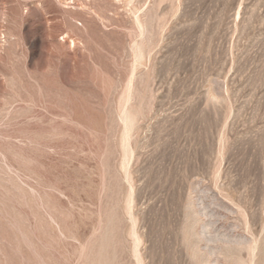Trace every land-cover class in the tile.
<instances>
[{
  "label": "rangeland",
  "instance_id": "1",
  "mask_svg": "<svg viewBox=\"0 0 264 264\" xmlns=\"http://www.w3.org/2000/svg\"><path fill=\"white\" fill-rule=\"evenodd\" d=\"M0 264H264V0H0Z\"/></svg>",
  "mask_w": 264,
  "mask_h": 264
},
{
  "label": "bare ground",
  "instance_id": "2",
  "mask_svg": "<svg viewBox=\"0 0 264 264\" xmlns=\"http://www.w3.org/2000/svg\"><path fill=\"white\" fill-rule=\"evenodd\" d=\"M125 120H126V119H125ZM128 121H129V119H128V120H126V121H124V122H126V123H127ZM128 124H129V122H128ZM128 124H127V125H128ZM125 125H126V124H125ZM128 126H129V125H128ZM130 126H131V125H130ZM126 128H127V127H126ZM129 128H130L129 130L131 131V127H129ZM125 130H126V129H125ZM125 132H126V131H125ZM127 132H128V131H127ZM129 134H130V133H129ZM125 139H126V138H125ZM125 143H126V142H125ZM125 143H124V145H123V146L127 147V145H128V144H126V145H125ZM126 149H127V148H126ZM125 152H126V151H125ZM128 154H129V153H128Z\"/></svg>",
  "mask_w": 264,
  "mask_h": 264
}]
</instances>
